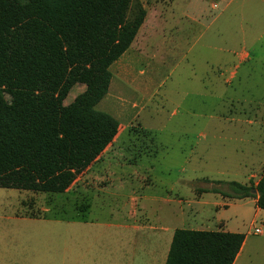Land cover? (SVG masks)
<instances>
[{"label":"rangeland","instance_id":"obj_1","mask_svg":"<svg viewBox=\"0 0 264 264\" xmlns=\"http://www.w3.org/2000/svg\"><path fill=\"white\" fill-rule=\"evenodd\" d=\"M140 1L149 10L144 29L151 31V40L137 35L125 60L111 64L110 71L113 83L119 82L120 64L131 57L127 76L140 90L124 95L137 103L127 107V117L138 109L132 125L143 127L140 146L151 149L152 156L140 157L139 167L123 166L122 179L115 175L113 180L117 185L91 194L95 203L107 200L91 211L75 208L83 202L79 196L0 187V264H109L107 247L117 248L120 242L117 229L108 224L127 214L124 202L131 186L144 185L141 192L148 198L141 203L154 225L156 210L165 207L162 198L186 197L192 186L218 180L256 183L264 173V0ZM171 4L174 14L167 13L164 20L160 12ZM186 16L195 22L190 30L184 27L188 38L178 42L176 29L187 24ZM155 48L161 53L154 60L151 53L139 58ZM146 90L152 94L144 95ZM96 108L104 111L102 104ZM124 134L123 145L139 144L131 132ZM129 173L142 175L125 176ZM111 182L105 178L102 185ZM82 186L73 188L81 191ZM215 198L232 203L221 215L235 230L247 233L249 242L256 241L252 234L262 223L254 218L251 199L204 194V199ZM59 200L66 202L64 211L44 212L43 207ZM30 212L45 218L30 217ZM205 212L213 221L214 208L206 206ZM150 242L145 240L148 247Z\"/></svg>","mask_w":264,"mask_h":264},{"label":"trees","instance_id":"obj_2","mask_svg":"<svg viewBox=\"0 0 264 264\" xmlns=\"http://www.w3.org/2000/svg\"><path fill=\"white\" fill-rule=\"evenodd\" d=\"M145 16L140 0H0V187L65 192L113 142L121 125L96 106ZM197 190L264 209V173ZM244 238L176 228L164 264H232Z\"/></svg>","mask_w":264,"mask_h":264},{"label":"crops","instance_id":"obj_3","mask_svg":"<svg viewBox=\"0 0 264 264\" xmlns=\"http://www.w3.org/2000/svg\"><path fill=\"white\" fill-rule=\"evenodd\" d=\"M148 11V8H146L145 19L138 29L136 36L139 35L140 39L146 38V40H151V31L148 30V28L144 29V27H147L149 24ZM173 12V6L171 4L168 11L165 13L160 12V15L163 16L164 20H166L167 13H170V16H172L174 14ZM198 12H201V8H199ZM154 14L157 16V12ZM180 19H182V17H180ZM186 19L188 20L186 22L187 24L181 29H176L178 25H175L173 28H171L172 30L176 29L180 33V36L174 38L178 42L184 41L188 38L182 34L184 27H187L190 30L193 27L192 22H195V17L188 18V16H186ZM175 24H177L176 21ZM134 41L135 38L133 42ZM133 42L131 43L130 47L114 62H119V60L122 58L125 60L127 56L126 53L133 45ZM150 53L152 58L151 60H154L158 54L161 53V49L155 48L154 52L144 51L140 54L139 58L145 57L147 59L146 56ZM127 58L129 59V62L120 64L119 67V71L122 74V80L118 79L119 82L113 83V76L111 72L109 89L98 103L103 105L104 112L111 114L119 121L121 125L120 131L116 135L113 142L102 151V153L92 164H90L80 175H78L71 186L65 192H61V194H70V196L73 198H77L78 196L81 197L83 200V202H81V207L75 208H81L83 211L99 209L106 205L107 200L104 199H101L100 202L95 203L94 196L91 194L96 192L98 193L99 191L101 192L107 186L117 185L113 181L115 175L118 176V179H122L124 175L119 171L120 168L125 165L139 167L138 159L140 157L152 156L151 149H145L143 146H140V144L143 143V141L140 140L141 137H143L141 135L144 134L143 127L140 123H138L136 126L132 125L133 117L138 115V109L131 116L127 117V107L130 106L132 108H136L137 103L134 100H131V98L127 95L126 97L124 95L133 89L140 90L138 86L137 88L133 85V81L128 79V70L133 61L131 57ZM151 72L154 75L156 74L155 70H152ZM75 86H77L75 94L70 96V98H68L67 95L64 101L66 99L72 101L79 91L81 92L85 89L84 84H75ZM142 93L149 96L152 94L151 92L148 93L147 90L143 91ZM153 93L155 94V91H153ZM142 97L144 96L142 95ZM127 130L128 132H131L133 135H135V140L133 141L137 140L139 143L138 145H135L133 142V145L130 142V145H123L121 143L123 142V136L125 135L124 132ZM145 168H147V165ZM131 175L138 176L142 174H125V176ZM105 178H107L108 181L110 180V182L112 180V182L108 185H102V182ZM76 185H83L80 189L81 191H79L77 187H75V189L73 188V186ZM118 185H121V183ZM142 187H144V185H139L137 188L131 186L132 192L127 196V199L124 202V206L128 207L127 212H125L127 214L121 216V220H119V222L115 224H108L109 227L113 226L115 229H117V237L118 241L120 242L117 248L114 246L111 247V244L107 247V253L112 258V261L109 264H164L171 243L172 235L176 228H189L196 230H224L243 233L245 235L244 241L232 264H264V209L256 206V197L238 199L232 198L233 201L250 198L254 205V218L258 219L262 223V232H253L252 234L257 236L258 239L256 241L249 242L247 233H244L241 230H235V228H233V226H231L229 222H227L221 215V210L223 208L229 207L232 204L231 202L217 200L216 198V200L213 201L204 199V194L206 193L219 195L222 199L226 196L212 191L199 192L194 186H192L189 194L186 197L177 196L174 198H162V201L165 203V207L162 210H156L155 217L157 219V224L153 225L149 221L150 219L147 217L146 206L141 203V200H146L148 198V196L142 195ZM75 190L77 192H75ZM60 203V200L59 202L49 203L46 205V207H43V210L46 213L52 211L53 209L58 212H55V214L59 215L61 209L65 208L66 202L63 201L62 205ZM206 206H210L215 210L213 221L209 219V216L205 212ZM138 212L142 213L141 217H138ZM29 216L33 218H41V216H43V218H45V215L39 214L38 212H30ZM144 216L145 218H143ZM146 238L152 242H150L151 246L149 247L148 244H145V240H147Z\"/></svg>","mask_w":264,"mask_h":264},{"label":"built area","instance_id":"obj_4","mask_svg":"<svg viewBox=\"0 0 264 264\" xmlns=\"http://www.w3.org/2000/svg\"><path fill=\"white\" fill-rule=\"evenodd\" d=\"M261 232H262V228H260V227L254 228V233H261Z\"/></svg>","mask_w":264,"mask_h":264}]
</instances>
